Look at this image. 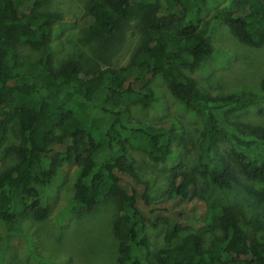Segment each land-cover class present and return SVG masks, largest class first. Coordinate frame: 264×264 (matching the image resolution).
<instances>
[{"label": "trees", "instance_id": "16d2710c", "mask_svg": "<svg viewBox=\"0 0 264 264\" xmlns=\"http://www.w3.org/2000/svg\"><path fill=\"white\" fill-rule=\"evenodd\" d=\"M232 1L234 10L213 18L240 43L264 47V0ZM206 2L89 0L82 23L90 40L117 52L130 29L139 35L123 64L90 70L74 59L59 66L50 56L22 59L19 47L38 52L49 45L60 16L41 12L40 0H0V145L12 125L21 134L0 158L13 160L0 171L3 221L45 220L38 186L73 164L80 172L75 201L86 213L117 205V264H264V127L233 119L255 95L214 96L190 75L213 53L200 32ZM157 78L197 113L202 129L192 173L174 170L165 198L153 201L132 154L163 163L177 135L172 125L132 111L147 106ZM148 225L164 227L166 247L153 260ZM183 226L194 231L182 237ZM214 229L220 236L206 245L202 233Z\"/></svg>", "mask_w": 264, "mask_h": 264}, {"label": "rangeland", "instance_id": "374dc122", "mask_svg": "<svg viewBox=\"0 0 264 264\" xmlns=\"http://www.w3.org/2000/svg\"><path fill=\"white\" fill-rule=\"evenodd\" d=\"M89 0H40L41 12L56 13L60 20L52 25L49 45L41 51L19 47L22 59L35 62L50 56L54 65L74 59L87 69L123 64L137 45L139 35L135 28L128 31L120 51L108 45L98 44L84 31L82 18ZM220 9L234 10L232 0H207L202 13L200 32L213 47V53L205 57L197 69L190 73L201 88L216 95L249 93L254 102L235 113L233 119L264 127V47L252 48L240 43L221 20L213 14ZM106 63V64H105ZM153 98L147 106H136V118L155 124H170L176 132L173 152L163 163H153L146 154L136 151L132 155L140 178L149 184L153 201L164 199L168 190V177L180 169L192 173L198 156L199 134L202 124L197 113L175 99L166 83L157 78L152 86ZM21 141L18 126L12 125L5 141L0 145V158L11 145ZM223 148L226 146L223 144ZM1 161V160H0ZM0 162V171L11 165ZM76 165H62L53 181L38 186L40 204L46 209V219L35 220L32 216L15 221L0 218V264H117L118 243L113 233L117 216L115 202L86 213L75 201V186L79 177ZM151 242V259L154 253L166 247L163 241L164 227L147 226ZM183 226L182 237L193 232ZM206 245L220 236L217 229L202 233ZM238 264H245L242 261Z\"/></svg>", "mask_w": 264, "mask_h": 264}]
</instances>
